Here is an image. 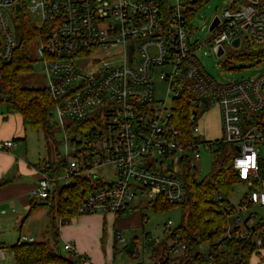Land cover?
<instances>
[{"label":"built area","instance_id":"obj_1","mask_svg":"<svg viewBox=\"0 0 264 264\" xmlns=\"http://www.w3.org/2000/svg\"><path fill=\"white\" fill-rule=\"evenodd\" d=\"M197 1L32 0L27 7L21 0H0V60H10L18 43L7 21L8 10L37 17V53L58 125L63 128L68 120L81 121L91 113L104 118L96 134L89 130L64 133L66 163L56 172L50 169L49 160L40 164V177L29 192L31 200L55 198L59 186L69 184L72 176L83 174L92 185L77 202L78 214L122 215L131 212L134 202L141 198L147 203H181L186 192L183 173L163 168L165 161H185L189 171L197 173L193 164L201 158L198 148L215 143L200 141L195 136V125L189 137L175 127L173 99L189 94L194 103V118L195 107L202 101L219 103L223 133L219 142L235 144L237 153H233L231 146L228 153L243 183L261 187L259 191L244 193L229 214L221 238H244L260 248L264 224H259L264 222L256 213H249V208L264 206V156L260 153L264 146V71L225 82L206 72L197 56L201 43L191 35L190 22L198 8ZM245 1L249 3L232 0L221 15H215L218 23L209 30L215 54L218 46L223 54V43L232 45L237 37L240 45L244 33L245 39L263 40L264 1ZM85 56H90L91 61L89 69L83 71L76 59ZM156 76L165 85L168 97H157ZM77 135L86 140L82 149L77 146ZM90 142L93 144L86 146ZM13 146L12 139L0 140V151ZM186 151L192 153L190 159ZM80 154L82 158L78 157ZM111 162L115 165L111 171L114 178L102 181L95 169ZM62 179L64 184L60 185ZM172 223L168 219L163 224L162 238L145 236L147 241L154 242V249L160 250L155 257L157 263L203 264L205 260L211 264L213 254L206 250L197 256L189 254L186 240L171 227ZM116 236L123 240L118 232ZM19 240L33 242L35 238L23 234ZM63 249L71 252L77 264H93L75 251L72 242H65ZM132 255H137L136 249Z\"/></svg>","mask_w":264,"mask_h":264},{"label":"trees","instance_id":"obj_2","mask_svg":"<svg viewBox=\"0 0 264 264\" xmlns=\"http://www.w3.org/2000/svg\"><path fill=\"white\" fill-rule=\"evenodd\" d=\"M198 1L200 3L205 0ZM18 25L21 33L12 57L7 62L0 60V102L5 104L6 113L19 114L25 130L42 131L46 138H52L56 128L64 133H81L87 130L98 133L100 122L104 119L98 113L88 114L81 121L67 122L61 128L57 121H51L54 101L47 87L25 88L20 86L19 75L31 70L27 50L30 41L36 37V25L30 15L24 11L19 15ZM245 42L246 52L239 56L264 58V41L246 39ZM193 111L194 103L189 94L173 99L172 121L183 136H190ZM217 145L218 150L221 151L214 155L210 172L205 177L199 180L196 178L197 173H191L187 167L184 168L183 178L186 192L181 203L167 205L154 201L147 203L146 207L155 212H161L174 206H180L182 211L187 209L175 230L186 240L190 255L197 256L200 252L199 246L206 244L205 250L213 254L211 264H248L250 257L264 248V239L260 248H256L244 238L227 241L221 238L229 214L235 210L228 196L234 185L243 181L231 164V154L223 152L222 143L218 142ZM49 162L52 172L58 171L66 163L64 158L49 159ZM71 179L69 184L57 188L55 198L53 196L43 203L30 201L27 216L38 205L48 206V230L51 231L53 243L45 239L33 242L18 240L9 246L12 250L14 264H74L72 257L62 255L59 249L57 219L60 218L61 224H64L70 218L80 215L76 211L77 202L91 189L92 182L88 176L83 174L74 175ZM159 253L158 248L153 250L156 258ZM203 264H208V262L204 260Z\"/></svg>","mask_w":264,"mask_h":264},{"label":"rangeland","instance_id":"obj_3","mask_svg":"<svg viewBox=\"0 0 264 264\" xmlns=\"http://www.w3.org/2000/svg\"><path fill=\"white\" fill-rule=\"evenodd\" d=\"M23 4H26L27 7H29L32 4V0H21ZM232 0H205L204 2H200L198 8L195 11V14L193 18L191 19V28H192V38L196 40L198 43H201V46L197 50V56L199 60L201 61L202 65L204 66L206 72L215 80L220 82L235 80V79H241V78H247L255 76L261 72L264 71V58L257 59V58H249V57H241L239 56L241 53L246 52L245 44V33L242 34V42L238 47H233L230 45V43L224 42V53L220 56H217L212 48V45L209 41L210 37L212 36V32L209 31V24L212 20V18L215 15H221L222 11L226 6L229 5V3ZM243 3H249L245 0H242ZM18 13H15L12 11V9L8 10L7 13V21L11 25V28L14 32L15 37L18 39L20 37V28L17 24V17ZM30 15V14H29ZM30 17L33 19L34 24L36 22H39L38 18L35 16ZM264 41V38L263 40ZM39 44L38 38H33L28 46V58L31 62V70L28 72L22 73L18 77V81L21 87L25 88H40L45 87L47 82L44 78V71H43V63L39 60V55L37 53V46ZM91 57L85 56L80 57L76 59V63L80 67L81 70H87L90 66ZM155 88H156V95L158 98H166L168 97L165 93V85L163 82L156 76L155 77ZM170 101L168 100V104ZM196 110V117L192 119V124L198 127V132L195 133V136L202 141L203 143H209L212 141H215L214 144L210 146H207L206 144H203L198 148L201 158L200 160H196L194 162V166L196 167L197 179H202L205 177L211 169V163L214 158V155L217 154L219 151V146L217 143L222 139L223 133H222V121H221V111L220 106L217 101H202L199 106L195 107ZM6 112V107L3 102H0V113L4 114ZM51 121L55 122L56 117L54 113L51 116ZM71 122V121H67ZM105 122V121H103ZM108 124H110L111 120L108 119L106 121ZM113 136H116L115 133H113ZM63 137L64 132L56 128L52 134L51 137H44V133L42 131L36 132V131H26V137L24 140H16V146L13 151V155L18 160H27L30 163H39L43 164L48 159H62L64 157V146H63ZM77 141H80L77 143L78 148L85 147V138L82 135H77L76 137ZM93 142H90L86 146L92 145ZM94 146L96 148H99V145L94 143ZM229 146L232 147L233 153H237L235 150V144L234 143H225L223 145V152H228ZM26 152V154H25ZM106 152V151H104ZM260 153L262 156H264V146H261ZM185 155L190 159L192 156V153L190 151H186ZM79 158H82V154L78 156ZM72 158L69 157V161H71ZM37 163V164H38ZM186 167V162H172L169 159L165 161V164L163 168H168L171 171H174L176 173H183L184 168ZM115 169V165L111 162L106 165H100L98 168L95 169V173L98 174L102 181H110L114 178L112 176L111 171ZM60 173H62V169H60ZM179 173V174H180ZM64 184V179L60 181V185ZM261 187H249L247 184L241 182L234 185L233 190L231 194L228 196V200L230 203H232L234 206H237L242 199L244 193L254 190L259 191ZM264 189V184H263ZM144 202V200L141 198ZM41 200L35 199L34 202H39ZM45 201V200H42ZM45 205H38L36 210L32 212L24 221L23 217L18 219L16 225V231L17 233H7L1 234V241H5V247L7 249V252L9 255L11 254V250L9 245L15 240H17L19 228L21 229V232L24 234H30L33 233L35 240H49V242L53 243V237L51 234V231L48 230V227L44 226L41 227L42 220H44L45 213ZM11 210V211H10ZM8 213L6 214L3 212L2 217L7 215H17V211L13 212L12 209H10ZM144 213H146L149 217V221L145 225V229H148L150 231V235L152 239H155L156 237H163L164 231H163V224L168 220H172V228L177 227L182 220V216L184 213L187 212V209L182 211L180 206H174L171 208H168L161 212H155L151 208H146L143 210ZM249 213H256L259 220L261 222H264V206L260 205H252L249 208ZM26 215V214H24ZM23 222V223H22ZM12 223H14L12 221ZM138 231V230H137ZM133 236L131 237L132 240H134L135 235L138 237V241L141 238L142 232L138 231L135 233H132ZM137 242V240H136ZM123 245H126L127 242H123ZM154 244V242H151ZM142 243L137 242L133 245H137V248H139V257H132L131 253L134 250V247L132 250H121L117 251V254H123L125 259H128L129 261H133L132 264H136V260H141L142 258ZM60 246V245H59ZM207 248L206 244H201L199 246V250H205ZM62 255L69 256V253L67 250H64L61 248ZM116 257V256H115ZM155 259V257H154ZM9 264H13L11 256L9 257ZM248 264H264V249L260 250L259 253H254L250 259Z\"/></svg>","mask_w":264,"mask_h":264},{"label":"crops","instance_id":"obj_4","mask_svg":"<svg viewBox=\"0 0 264 264\" xmlns=\"http://www.w3.org/2000/svg\"><path fill=\"white\" fill-rule=\"evenodd\" d=\"M26 131L19 114L0 113V140H14V146L10 150L0 151V237L5 232L16 234L15 223L18 219L24 216V221L37 208L27 216L31 201L29 192L37 184L40 177V164L18 160L13 155L16 140H24ZM39 202L43 203L45 201L41 200ZM146 206V201L137 200L134 202L132 211L122 215L80 214L70 218L66 223L58 225L60 251L61 248L63 249L65 242L69 241L72 242L75 251L79 255L88 258L93 264H132L133 261L125 259L123 254H117V251H129L134 247L137 255L133 256L132 253L131 255L134 258L139 257V248L133 244L140 242L143 248L141 251L142 258L136 260V264H158L156 258L154 259L152 241L145 239V236L151 237L150 231L145 229V225L149 221L148 215L143 212L147 208ZM47 207H45V212H42L45 213V216L41 227L44 224L48 227ZM10 209L14 210L13 212L17 211V215L2 217V213L6 214ZM20 228L15 242L24 234ZM137 230L142 232L139 241L137 235H135L134 240L131 238L132 233L136 234ZM117 232L123 240L117 239ZM24 235L34 237L33 233ZM4 242L0 239V264H9L10 256L14 264L12 250L10 249L11 254L9 255ZM123 242H127V244L123 245ZM68 253L69 256L66 257H72L74 264H77L71 252Z\"/></svg>","mask_w":264,"mask_h":264},{"label":"water","instance_id":"obj_5","mask_svg":"<svg viewBox=\"0 0 264 264\" xmlns=\"http://www.w3.org/2000/svg\"><path fill=\"white\" fill-rule=\"evenodd\" d=\"M17 10H19V6L16 7ZM218 23V17L215 16L213 21L211 22L210 26H209V30L213 29V27ZM232 46L234 47H237L239 45V38H235L233 41H232ZM223 52V49L221 46H218L217 49H216V54L217 55H221ZM194 115L195 113H192V119L194 118Z\"/></svg>","mask_w":264,"mask_h":264}]
</instances>
